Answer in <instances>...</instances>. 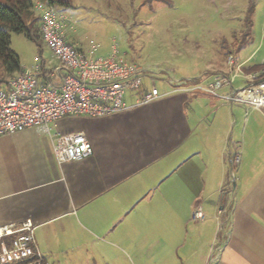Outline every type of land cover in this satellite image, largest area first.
<instances>
[{
	"label": "crops",
	"instance_id": "crops-1",
	"mask_svg": "<svg viewBox=\"0 0 264 264\" xmlns=\"http://www.w3.org/2000/svg\"><path fill=\"white\" fill-rule=\"evenodd\" d=\"M254 59L238 64L264 62ZM227 71L188 79L207 88ZM188 79L164 73L154 80L165 96L149 104L128 92L126 111L60 120L53 132L91 142L82 161L60 164L35 128L0 136V227L32 220L50 264H264V107L226 101L245 79L216 94L173 91Z\"/></svg>",
	"mask_w": 264,
	"mask_h": 264
},
{
	"label": "built area",
	"instance_id": "built-area-1",
	"mask_svg": "<svg viewBox=\"0 0 264 264\" xmlns=\"http://www.w3.org/2000/svg\"><path fill=\"white\" fill-rule=\"evenodd\" d=\"M41 20L40 36L44 46L59 66L52 71L42 63L24 69L0 86V136L35 128L49 136L60 164L82 161L93 155V146L84 132L64 134L54 128L65 118H103L129 109L125 100L128 92L140 94L137 106L149 104L165 96L155 86L154 77L116 54L97 58L86 54L68 42L67 19L57 14L47 3L34 8ZM264 63V62H263ZM226 74H217L207 88L195 86L192 79L176 80L174 92L204 91L216 94L222 88L233 87L237 78L247 80L224 98L229 103H244L260 110L264 107V82L256 84L259 73H246L232 56L227 58ZM151 80V89L146 81ZM239 157L231 160L238 164ZM221 212L217 216L220 229ZM192 220L202 222L205 214L199 207L192 211ZM32 220L10 223L0 227V264H50L36 241ZM217 250L221 246L216 247ZM211 259V258H210Z\"/></svg>",
	"mask_w": 264,
	"mask_h": 264
},
{
	"label": "rangeland",
	"instance_id": "rangeland-1",
	"mask_svg": "<svg viewBox=\"0 0 264 264\" xmlns=\"http://www.w3.org/2000/svg\"><path fill=\"white\" fill-rule=\"evenodd\" d=\"M58 1L53 7L67 19L66 34L86 54H116L154 78L169 73L203 80L227 70L229 56L237 64L254 52L251 63L264 59V0ZM10 47L22 67L36 65L40 53L45 59L51 54L25 35L12 34ZM245 86L237 79L234 89Z\"/></svg>",
	"mask_w": 264,
	"mask_h": 264
},
{
	"label": "trees",
	"instance_id": "trees-1",
	"mask_svg": "<svg viewBox=\"0 0 264 264\" xmlns=\"http://www.w3.org/2000/svg\"><path fill=\"white\" fill-rule=\"evenodd\" d=\"M36 3L54 6L58 0H0V75L15 77L24 69L19 56L11 50V35H25L42 48L41 20L36 16ZM252 8V5L249 9ZM246 73H261L256 84L264 82V63L245 69ZM5 80L0 79V86Z\"/></svg>",
	"mask_w": 264,
	"mask_h": 264
}]
</instances>
